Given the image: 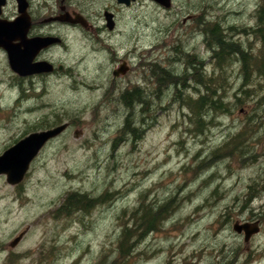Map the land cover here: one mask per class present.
Masks as SVG:
<instances>
[{"label":"rangeland","instance_id":"374dc122","mask_svg":"<svg viewBox=\"0 0 264 264\" xmlns=\"http://www.w3.org/2000/svg\"><path fill=\"white\" fill-rule=\"evenodd\" d=\"M93 2L97 28L107 0ZM261 2L171 0L164 9L138 0L118 10L109 39L47 25L63 41L39 56L57 68L50 75L19 77L0 49V153L67 123L21 182L0 175V264L109 262L125 237L119 264H264V78L254 72L242 85L241 72L259 54ZM202 22L219 23L236 50L214 58ZM121 59L130 69L114 78ZM162 70L172 80L156 82ZM197 71L207 85L193 81ZM238 131L249 135L240 161L225 157L193 173ZM176 195L183 201L167 231H152L147 216ZM238 222L259 230L245 240Z\"/></svg>","mask_w":264,"mask_h":264},{"label":"water","instance_id":"95a60500","mask_svg":"<svg viewBox=\"0 0 264 264\" xmlns=\"http://www.w3.org/2000/svg\"><path fill=\"white\" fill-rule=\"evenodd\" d=\"M5 1L0 0V7L5 4ZM14 1L17 4L18 15L12 20L0 19V49L6 52L9 65L19 74L25 75L51 70L52 65L49 62L45 60L34 61V59L42 47L54 43L57 39L50 36L27 38L30 20L26 13V1ZM153 1L164 8H169L171 5V0ZM117 71L124 73L125 67L122 65L121 69ZM66 127L67 123H61L47 129L32 131L9 145L0 153V175H4L6 182L10 185L21 182L31 161L42 146L48 140L62 133ZM234 228L237 232L244 230L245 240L259 230L257 222H238L234 224ZM18 240L19 237H16L11 245L16 244Z\"/></svg>","mask_w":264,"mask_h":264},{"label":"trees","instance_id":"16d2710c","mask_svg":"<svg viewBox=\"0 0 264 264\" xmlns=\"http://www.w3.org/2000/svg\"><path fill=\"white\" fill-rule=\"evenodd\" d=\"M257 20L260 23V28L258 31L259 38V54L258 55H248L241 64V72L243 75L242 85H247L248 81H251V77L254 72L260 74L264 78V0H262L261 4L257 8L256 11ZM201 31L207 36V46L210 49V53L214 58L218 60H224L229 54L236 50L237 45L235 42H232L228 39L225 30L222 26L217 22H202L201 23ZM199 66L201 62H198ZM192 75L193 81L200 84H205L203 73L198 71ZM167 79V80H166ZM172 80V76L170 72L167 70H162L161 73L156 77V82L163 83L164 81ZM134 96V94H132ZM138 96V94H135ZM198 109H202V106L205 102V96L201 95L197 99ZM219 102V98L210 99L211 105L214 107L216 103ZM134 138V137H133ZM137 138V137H136ZM134 138L136 141L137 139ZM249 140V135L246 131H238L236 132L225 144V146L218 148L215 151H212L207 158V160L202 163H198L196 168L193 170V173H197L208 166L213 165L216 161L223 159L225 157L233 158L236 161H240L239 153H242L244 147ZM255 189L252 187L249 188L247 199L250 201L255 193ZM75 200L71 199L70 203H73ZM183 199L179 197V195L171 196L166 201H164L161 205L153 209L149 216H147V223L150 229L154 232H163L167 231V228L164 227L165 220L173 214L177 207H179L182 203ZM126 237L121 240V242L117 245V255L114 259L106 262L104 259H100L95 264H119L121 258L127 252V242Z\"/></svg>","mask_w":264,"mask_h":264},{"label":"flooded vegetation","instance_id":"af4514ba","mask_svg":"<svg viewBox=\"0 0 264 264\" xmlns=\"http://www.w3.org/2000/svg\"><path fill=\"white\" fill-rule=\"evenodd\" d=\"M25 1L27 4L26 13L29 15V20H30V25L27 31V38L36 37V36H50L57 39L54 43L42 47L37 52L36 58L34 59V61L45 60L49 62L46 59L40 58L39 57L40 54L50 49L54 44H62L63 41L60 39L58 33H56L55 30L51 29L49 32H45L44 29L47 27V25L57 24V25L67 26L69 28L79 31L80 30L91 31L97 37L102 35V37L109 39L117 29L116 27H117L118 10H121L123 8H130L131 5H133L138 0H107V3H105L104 7L101 9L103 23L97 28L90 23V18L88 16L89 13L90 14L95 13V11L93 10L94 7L93 0H85V1L84 0H50V1L47 0L48 3L46 1L45 2L41 1L40 3H36L35 0H25ZM170 7L169 8L162 7V8L170 9ZM107 14L110 16H108ZM17 15H18L17 4L14 0H6L5 4L1 5L0 19L12 20ZM119 63L120 64L112 70V75L114 78H116L119 75L125 74L130 69L127 61L121 59ZM51 65H52L51 70L42 71L33 74L24 75V74H19V72L18 73L15 72L13 69L12 71H14L21 78H25L27 76H33V75H41V74L50 75L56 73L55 71L57 70L54 64ZM122 65L125 67L124 73H121V71H117L121 69ZM62 69L63 66L58 67V70H62Z\"/></svg>","mask_w":264,"mask_h":264},{"label":"bare ground","instance_id":"6f19581e","mask_svg":"<svg viewBox=\"0 0 264 264\" xmlns=\"http://www.w3.org/2000/svg\"><path fill=\"white\" fill-rule=\"evenodd\" d=\"M145 119V118H144Z\"/></svg>","mask_w":264,"mask_h":264}]
</instances>
